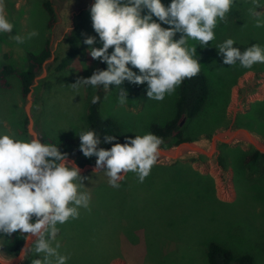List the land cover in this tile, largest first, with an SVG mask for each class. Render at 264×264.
I'll return each mask as SVG.
<instances>
[{
  "label": "rangeland",
  "instance_id": "obj_1",
  "mask_svg": "<svg viewBox=\"0 0 264 264\" xmlns=\"http://www.w3.org/2000/svg\"><path fill=\"white\" fill-rule=\"evenodd\" d=\"M45 1L6 0L14 24L11 35L26 36L33 29L39 35L17 44L0 33V67L9 62L19 70L26 68L29 52L41 51L46 42L52 54L27 96L17 76L9 77L10 87L0 85V135L12 131L17 138L39 137L42 143L46 136L78 137L88 130L89 103L97 95L102 114L113 117L125 137L142 136L151 132L152 123L163 124L175 116L180 85L157 101L134 91L141 86L147 92L146 82L124 81L121 87L128 100L123 105L115 85L74 88L78 78L90 77L102 64L83 43L86 35L95 36L92 47H102L90 14L95 0H50L57 13L51 27ZM162 3L167 6L171 0ZM259 3L257 11L264 19V0ZM252 8L253 0H235L226 19L218 21L214 40L205 47L189 40L213 82L212 91L202 112L183 125L193 140L160 145L157 162L142 183L128 172L114 188L103 170L93 172L95 164L80 166L73 156L67 157L88 177L83 190L91 194L90 211L81 208L77 219L58 225V251L70 257L67 264H209L211 242L236 255L251 253L256 264H264V162L259 169L243 162L254 149L264 152V63L252 68L239 62L226 65L217 48L228 38L241 51L252 44L264 47V27L255 26ZM146 13L144 9L142 15ZM71 38L79 44L78 55L56 70ZM210 180L213 186H207ZM15 257L5 254L0 243V264ZM38 258L42 254H29L17 264H32Z\"/></svg>",
  "mask_w": 264,
  "mask_h": 264
},
{
  "label": "clouds",
  "instance_id": "obj_2",
  "mask_svg": "<svg viewBox=\"0 0 264 264\" xmlns=\"http://www.w3.org/2000/svg\"><path fill=\"white\" fill-rule=\"evenodd\" d=\"M234 4L235 0H171L167 6L162 0H95L90 14L102 47H92L95 36L86 35L83 43L90 46L91 57L105 62L107 68L78 78L72 86L108 89L115 85L120 89L118 102L123 105L128 100L123 82H146L147 97L162 101L201 70L196 46L189 40L207 46L215 39L218 21L226 19ZM253 4L249 12L256 18L255 26L264 27L262 14L257 11L259 0ZM144 9L147 13L142 15ZM13 28L6 0H0V33L9 34L17 44L39 35L33 29L26 36H12ZM177 33L181 34L179 39L174 38ZM234 44V39L228 38L217 46L224 64L239 62L244 68H252L264 63V47L252 44L241 51ZM99 100L97 95L92 102ZM79 139L83 155L96 157L93 172L103 170L114 188H119V181L128 172H134L142 183L156 164L163 143L161 137L149 132L126 137L124 143L116 142L105 149L98 147L101 139L94 129L81 132ZM115 139L105 135L104 143ZM67 155L53 144L42 143L39 137L20 139L12 131L0 135V234H24L21 261L35 253L42 258L32 260V264H67L70 257L58 251V225L77 219L81 208L91 210V194L83 190V180L88 177L81 175V169Z\"/></svg>",
  "mask_w": 264,
  "mask_h": 264
},
{
  "label": "trees",
  "instance_id": "obj_3",
  "mask_svg": "<svg viewBox=\"0 0 264 264\" xmlns=\"http://www.w3.org/2000/svg\"><path fill=\"white\" fill-rule=\"evenodd\" d=\"M44 6L50 16L48 25L51 27L57 20L56 9L50 0L45 1ZM78 52V42L75 39H69L67 50L55 66L56 70H62L71 64L78 55ZM51 54L50 42H46L41 51L37 53L29 52L28 65L22 70L15 68L9 62L3 63L0 67V85L2 87H10L11 82L9 77L12 75L17 76L21 83L23 96H27L32 89L36 77L42 71L45 61L51 57ZM5 57L7 58L8 55L5 54ZM100 69H105L104 62H102ZM212 85L213 82L210 76L202 68L199 74L190 79H185L180 84L175 116L163 124L152 123L150 126L151 133L162 138L163 143L161 145L172 147L182 142L193 140L191 137L185 135L181 121L184 118L192 119L202 112L209 100ZM109 87L112 88L114 85ZM134 91L144 97L146 95V89L141 86L137 87ZM92 100L93 97L90 100L87 113L88 130L94 129L97 135L100 136L101 144L98 147L110 149L116 142L124 143L126 137L117 121L113 117L102 114L100 100L97 103H93ZM105 135L115 136L116 139L109 143H104ZM44 140L47 144H53L59 147L61 152L68 154L67 157L73 156L80 166H84L86 163L95 164L96 162L95 156H92L91 160H87L81 152L79 136L63 140H56L46 136ZM243 162L251 166H256L259 169L263 164L262 162H264V152L259 149H254L244 155ZM208 183L207 186H213L212 180ZM0 243L5 254L8 256H17L25 244L24 234L19 232L13 233L11 236L0 234ZM207 254L209 264H256L253 254L244 253L236 255L232 250L216 242L209 244Z\"/></svg>",
  "mask_w": 264,
  "mask_h": 264
},
{
  "label": "water",
  "instance_id": "obj_4",
  "mask_svg": "<svg viewBox=\"0 0 264 264\" xmlns=\"http://www.w3.org/2000/svg\"><path fill=\"white\" fill-rule=\"evenodd\" d=\"M187 118H184L182 121H181V125H184L185 121H186ZM25 244H26V241H25ZM24 244V246H25ZM23 246V248H24ZM3 250V248H2ZM20 261V254L17 255L15 258H13L10 262H2V264H17L18 262Z\"/></svg>",
  "mask_w": 264,
  "mask_h": 264
}]
</instances>
